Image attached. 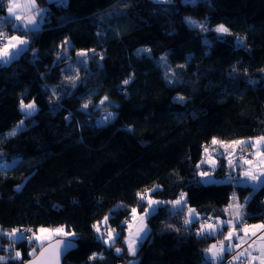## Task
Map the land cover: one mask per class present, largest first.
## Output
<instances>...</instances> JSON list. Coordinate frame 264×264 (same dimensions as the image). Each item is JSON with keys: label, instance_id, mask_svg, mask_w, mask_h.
<instances>
[{"label": "trees", "instance_id": "1", "mask_svg": "<svg viewBox=\"0 0 264 264\" xmlns=\"http://www.w3.org/2000/svg\"><path fill=\"white\" fill-rule=\"evenodd\" d=\"M7 6L0 0L3 29L13 22ZM44 10L40 30L25 36L28 50L0 63V162L13 163L0 169V231L64 226L79 238L62 264H211L203 253L216 237L198 236L197 222L184 225L185 210L170 203L145 220L147 235L129 255L123 221L146 206L137 193L158 186L151 198L165 202L184 193L201 218L224 217L235 195L240 222H264V186L199 176L213 137L264 135V0H54ZM221 24L230 34L215 31ZM65 40L71 47L62 48ZM88 50L85 66L77 52ZM160 55L173 84L155 62ZM70 75L79 77L75 88ZM105 96L114 118L97 124ZM28 100L37 108L30 117L18 109ZM19 120L23 130L4 135ZM226 173L219 158L212 176ZM105 215L120 233L111 245L92 228ZM28 249L25 239L0 235L3 264L23 263Z\"/></svg>", "mask_w": 264, "mask_h": 264}, {"label": "snow or ice", "instance_id": "2", "mask_svg": "<svg viewBox=\"0 0 264 264\" xmlns=\"http://www.w3.org/2000/svg\"><path fill=\"white\" fill-rule=\"evenodd\" d=\"M58 2L63 3V0H58ZM21 5L18 3H14L13 0H9L7 11L9 14V18L14 17L17 23L11 24V28L14 31L21 33V35H8V33L3 29V24L5 22L4 17H0V63L7 64L12 60L16 59L22 52L27 51L29 47V40L22 38V36H28L29 34H34L40 30V25L43 23L44 19V11L38 7H36L35 0H28V2L23 6L24 9L33 10L34 14L31 15H23L17 14V9H21ZM189 23L195 24V21L189 20ZM217 33L221 34H230L229 29L223 24L218 25L215 28ZM242 43V40L238 41V44ZM62 48L71 47L70 41H63ZM147 51V50H145ZM78 57H82L79 61L81 64H85V61L89 59L86 51H79L77 53ZM62 59H67L66 57L61 56ZM165 60V57L161 58ZM86 66V64H85ZM182 67V66H181ZM70 71V69H69ZM78 75H70L68 77L69 83H71L72 87H76V81L78 80ZM130 79H126L123 81L124 84H128ZM171 82V81H170ZM178 99L183 100V97H178ZM108 101V97L105 96L102 100L99 101L100 105H104L105 102ZM90 103V102H89ZM89 103H83L81 105V110L88 109ZM21 111L24 113L26 117H30L36 110V104L34 102L24 104L21 101L20 105ZM114 118V113L106 112L105 120H111ZM66 119H70V117H66ZM98 123H102L98 121ZM24 127V122L21 121L18 125L15 126L12 132L8 135H15L18 131H22ZM212 145H219L223 147L226 151H228L229 155H233L236 151L237 146L241 148L244 146H251L254 149L253 156L255 157V162L253 159L240 157V159L229 160V167L235 168L237 166L243 167L244 164L249 167L241 173V176L245 179L241 182L251 181L253 190L264 186V136H260L255 140H235L230 143H225L224 141L217 140L213 137L211 141ZM215 151V149H213ZM204 153L209 157L207 160H202L201 163H209L210 165H215V160L211 158V153L209 152V148H204ZM240 160L243 161V164L240 163ZM200 165H197L199 168ZM201 177H207L209 173L200 172ZM212 182V181H205ZM228 182H231L230 180ZM19 190V186H18ZM158 190V186L153 188L146 189L143 193L138 192L137 197L140 201H147L148 207L143 210V215H138L137 208L133 207L130 212V220L124 221L127 224L129 236L126 240L128 246V252L130 255H135L137 246L147 235V225L144 221L152 214L157 211V207L161 204H171L173 210H182V206L186 205V194L181 193L179 197L173 201H159L151 198V194ZM119 207V206H118ZM244 205L236 202L235 195L232 197V202L225 208V212L228 213L230 219L227 221L221 220H212V218H208L204 222L201 223L200 229L197 231L198 236L204 235H212L219 231L220 227L224 224H227L230 228L227 235L224 237V241L218 242V244H213L205 251L209 254V258L212 261V264H216V262L221 258L222 254L225 251L235 249H241L242 244H247V248L243 250L237 251L236 256L233 257V261H239L241 258H244L249 261V264H264V224L252 225L251 229L248 226H245L242 231L244 232V237H239L236 233L237 225L234 221H240L244 218ZM111 219L109 215H105L104 218L100 221H97L92 225V228L95 233H97V239L103 240L105 244L111 245L113 240L119 237L120 233L116 232L115 229L110 228L108 225V221ZM194 222H197V216L194 209L189 208L187 217L184 219V225H189ZM39 234L33 229H12L9 232L0 231V235H6L12 243L16 241H20L25 239L24 233L30 232L31 236H28L27 239L30 244L34 245L33 251L30 252V255L34 257L29 264H60V257L62 254L70 249L75 248L76 241L79 238L78 234L69 230H66L64 226L56 227V228H43L37 230ZM251 231V236H249V232ZM257 231H260L262 234L257 236ZM59 237L58 239H56ZM233 237H236L240 243L233 244ZM251 237H256V239H251ZM53 239L55 242L52 243ZM225 241L228 242L227 246H225ZM251 241V242H249ZM259 241V244H257ZM45 242H48L47 247L44 246ZM39 244L41 251L39 256H36L35 245ZM5 251H10V249H5ZM121 249L117 248L116 252L119 254ZM254 253H258V255H254ZM21 253L16 251L15 257L19 259ZM98 258L97 253H93L90 260H95ZM5 261V257L0 256V264H3Z\"/></svg>", "mask_w": 264, "mask_h": 264}, {"label": "rangeland", "instance_id": "3", "mask_svg": "<svg viewBox=\"0 0 264 264\" xmlns=\"http://www.w3.org/2000/svg\"><path fill=\"white\" fill-rule=\"evenodd\" d=\"M50 1H54V0H44V2H46V3H44L43 5H39V3H37L36 2V0H35V3H36V7H38L39 9H41V10H44L45 8H46V6H47V3L48 2H50ZM58 1V0H57ZM65 0H63V2H64ZM44 15H45V13H44ZM186 20H187V22L189 23V20H191V21H195L196 23H198V24H200V21H197V20H194V19H192V18H186ZM13 23H15L14 21L11 23V24H13ZM217 27V26H216ZM215 27V28H216ZM11 29V25H10V27H8L7 29ZM5 31H6V29H4ZM11 35H17V34H11ZM79 52V51H78ZM77 52V53H78ZM87 52V54H88V56H89V53L91 52L90 50H88V51H86ZM162 57H165L166 59L165 60H162L161 58ZM81 59H82V57H81ZM155 62L156 63H158V65L160 66V68H161V74L163 75V78H164V81H165V83H167V84H173V83H175L176 82V78L174 77V75H173V73H172V71H171V66H170V64H169V62H168V60H167V57L166 56H164V55H160L158 58H156L155 59ZM172 73V74H171ZM171 81V82H170ZM33 101H31V100H28V101H25V102H23L24 104H28V103H32ZM20 105H21V103L18 105V109H19V111L20 112H22L21 111V108H20ZM98 106H100V105H97V107ZM115 106V104H114V102L113 101H108V102H106L105 104H104V107H102V110H101V112H100V114L96 117V123L97 124H102V123H105V122H108V121H111V120H105L104 119V117H105V113L106 112H112V113H114V110H113V107ZM101 107V106H100ZM23 113V112H22ZM35 113V112H34ZM22 120H19V121H17L16 123H15V125H13V126H11V127H9L6 131H5V134L4 135H6V136H9L8 134L10 133V132H12L13 131V129L15 128V126L16 125H18L20 122H21ZM98 121H101L102 123H98ZM24 128V127H23ZM264 136V135H263ZM260 137V136H259ZM256 138H258V137H255V138H249V139H246V140H255ZM225 143H229V142H225ZM205 148V147H204ZM210 148L212 149V147L210 146ZM248 148V146H245V147H243V148H241L240 146H237V148H236V151H235V153L233 154V155H229L228 154V151H231L230 149L228 150V151H226L223 147H220L219 149H221V151H223L222 153H221V157H213L212 159H214L215 160V165L213 166V165H210L208 168L209 169H206V170H202L203 172L204 171H209V173H211V171H212V173H213V170H215L217 167H218V159L219 158H222L223 159V162H224V164L226 165V169H228V168H232V167H229V160H233L234 162L236 161V160H238V159H240V157H245V158H250V159H252L253 157H252V155H251V150L250 149H247ZM253 149V148H252ZM216 152V151H215ZM253 152H254V149H253ZM217 154V153H216ZM247 154H249V155H247ZM254 159V158H253ZM202 160H206L205 159V156H203L202 157ZM201 160V161H202ZM240 163L241 164H243V161L242 160H240ZM13 163H8V162H0V169H2V170H6L7 168H10V166L12 165ZM238 168L240 167V166H237ZM249 166L248 165H246V164H244L243 165V167H241L240 169H239V173H240V175H239V178L241 179V180H244L245 178L244 177H242L241 176V173L244 171V170H246L247 168H248ZM232 169H234V171L237 169L236 167L235 168H232ZM232 169H229V173H226V175L224 176V180L223 179H218L217 177H214L213 178V176H212V173L211 174H209V175H211L212 176V178L213 179H217L216 181H214V182H225L226 180H232V178H230V176H232V174H233V171H232ZM202 171H199V176L201 177V175H200V172H202ZM232 173V174H231ZM237 175V176H238ZM226 177H229V178H226ZM211 178V179H212ZM212 179V180H213ZM245 182H248L250 185L252 184V182L251 181H245ZM238 183H239V181H238ZM240 184H242V183H240ZM252 186V185H251ZM253 188V187H252ZM232 197H233V195H231L230 196V199H229V203L230 202H232ZM236 202H239V201H237V199H236ZM229 203H228V205H229ZM240 203V202H239ZM240 204H242V203H240ZM243 205V204H242ZM148 207V205H147V201H146V206H144L143 207V209H141V210H139V211H137V213H138V215H143V210L145 209V208H147ZM126 220H130V214H129V216H128V219H126ZM125 220V221H126ZM204 222V221H203ZM123 223H124V221H123ZM144 223H145V221H144ZM124 226H123V228H125V233H124V237H123V241H124V246H125V249H127V252H128V246H126L127 245V243H126V240H127V238H128V236H129V232H128V228H127V224H123ZM56 227H60V226H53L52 228H56ZM43 228H47V227H43ZM52 228H49V229H52ZM40 229V228H39ZM38 229H36V230H34V231H36L37 232V234H39L38 233V231H37ZM11 231V230H10ZM116 232H118V230H116ZM31 235H32V233H31ZM31 235H29V236H31ZM7 237V236H6ZM27 237L28 236H25V240H26V243L29 245V249H28V252L30 253L31 251H32V249H33V247H34V245H32V244H30L29 243V241H28V239H27ZM8 238V237H7ZM57 238H59V237H57ZM16 242H20V241H16ZM113 242H114V240H113ZM112 242V243H113ZM45 243H48V242H45ZM111 243V244H112ZM108 245V244H107ZM35 246H39V244H36ZM247 244H242L241 245V248L243 247V248H247ZM16 251H19L20 252V250L19 249H15V250H13V256L15 257V253H16ZM129 253V252H128ZM130 255V254H129ZM0 256H2V255H0ZM3 257H5V256H3ZM7 257H5V259H6ZM223 260H226V259H223ZM240 262H242V260H239ZM238 261V262H239ZM240 264H243V263H240Z\"/></svg>", "mask_w": 264, "mask_h": 264}, {"label": "crops", "instance_id": "4", "mask_svg": "<svg viewBox=\"0 0 264 264\" xmlns=\"http://www.w3.org/2000/svg\"><path fill=\"white\" fill-rule=\"evenodd\" d=\"M8 2H9V0H7V4H8ZM13 2L14 3H18V4H20L22 7H21V9H17L16 11H17V14H23V15H31V14H34V11L33 10H28V9H24L23 8V6L28 2V0H13ZM5 15L7 16V18H9V14H8V11H7V8H6V11H5ZM10 20H12V21H14L15 23H17V21H15V18L14 17H11V18H9ZM22 38H25V36H22ZM26 39V38H25ZM245 141H247L246 139H245ZM230 143V142H229ZM210 146L212 147V149L210 148ZM206 147H208L209 148V152L211 153V158H213V157H221V153L223 152V151H221V149H219L221 146H219V145H212L211 144V142L206 146ZM245 147V146H244ZM243 148V147H242ZM213 149H215V151H213ZM247 149H250L251 150V155H252V157L254 158H252L253 160H254V162H255V157L253 156V149H252V147L251 146H248V148ZM217 153V154H216ZM203 156H205V159L207 160V159H209V157L208 156H206L205 155V153L203 154ZM206 164V166H207V168L210 166V164L209 163H205ZM226 166V165H225ZM210 168V167H209ZM208 168V169H209ZM237 169L234 171V169H232V168H228V169H232V171H233V174H232V176H230V177H232L233 179H236V181H237V183H238V181H239V183H242L241 181V179L239 178V175H240V173H239V169L241 168V167H236ZM204 172H207V173H209V171H204ZM209 174H211V173H209ZM239 174V175H238ZM238 175V176H237ZM201 178V181H212V182H214V181H216L217 179H213L212 178V176L211 175H208L207 177H200ZM213 180H212V179ZM226 178H229V177H226ZM212 182H206V183H212ZM249 184L248 182H243L242 184ZM250 185V184H249ZM252 185V184H251ZM250 185V186H251ZM252 187V186H251ZM179 197V196H178ZM177 197V198H178ZM176 198V199H177ZM175 200V199H174ZM228 206V204L226 205V207ZM225 207V208H226ZM225 208H224V211L223 212H225ZM172 211H177V210H173L172 209V205H171V208H170ZM182 209H184L185 210V215H184V218H186L187 217V214H188V207H187V203H186V205H184V206H182ZM196 213V212H195ZM196 216H197V224H198V227H197V231L200 229V225H201V223L203 222V221H205V220H207L208 218H212V220H221V221H227V220H229L230 219V216L228 215V213H224V217H204V218H201L200 217V215L199 214H197L196 213ZM234 223L237 225V227H236V233H237V235L239 236V237H244L245 236V234H244V232L242 231V229L245 227V226H248L250 229H251V226L252 225H259V224H264V222H259V224H250V223H246V222H240V221H234ZM229 230H230V228H229V226L227 225V224H224L223 226H221L220 227V229H219V231L218 232H216V233H214V234H212V235H209V236H214V237H216V240L213 242V243H211V244H209L208 245V247L207 248H209L211 245H213V244H218V242H220V241H224V237L227 235V233L229 232ZM262 233L260 232V231H257V236H259V235H261ZM249 236H251V231L249 232ZM251 239H256V237H251ZM233 244H236V243H240V241L236 238V237H233ZM249 242H251V241H249ZM227 244H228V242L227 241H225V246H227ZM257 244H259V241H257ZM127 246V245H126ZM206 248V249H207ZM244 248L242 247L241 249H235V248H233L232 250H229V251H225L223 254H222V256H221V258L216 262V264H218L219 262H221L223 259H226L227 261L229 260V261H231V263L232 264H236L238 261H233V257L234 256H236V253H237V251H240V250H243ZM254 255H258V253H254ZM203 257L208 261V262H210L211 264H212V261L210 260V258H209V254H207L206 253V251H204V253H203ZM241 260L243 261V264H249V261L248 260H246V259H244V258H241Z\"/></svg>", "mask_w": 264, "mask_h": 264}, {"label": "built area", "instance_id": "5", "mask_svg": "<svg viewBox=\"0 0 264 264\" xmlns=\"http://www.w3.org/2000/svg\"><path fill=\"white\" fill-rule=\"evenodd\" d=\"M6 32L8 33V35H11V34H16L17 33V31H14L12 28L10 29H6ZM247 155H249V154H247ZM138 202H140V200H136V203H138ZM24 229H29V228H24ZM31 233L30 232H25L24 233V236H29ZM240 263H243V261L242 262H237L236 264H240ZM218 264H232L231 263V261H227V260H222L221 262H219Z\"/></svg>", "mask_w": 264, "mask_h": 264}, {"label": "water", "instance_id": "6", "mask_svg": "<svg viewBox=\"0 0 264 264\" xmlns=\"http://www.w3.org/2000/svg\"><path fill=\"white\" fill-rule=\"evenodd\" d=\"M56 239H58V238H56ZM54 242H55V239H53L52 243H54ZM47 244H48V243H45L44 246L47 247ZM70 250H71V249H70ZM70 250H68V251H70ZM40 251H41V248H39V249L36 251V256H39ZM68 251L64 252V253L62 254V256L60 257V264H62V260L64 259L65 255L68 253ZM33 259H34V257L32 256L31 258L27 259L26 261H24V262L21 263V264H29V262L32 261Z\"/></svg>", "mask_w": 264, "mask_h": 264}]
</instances>
